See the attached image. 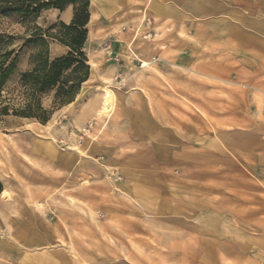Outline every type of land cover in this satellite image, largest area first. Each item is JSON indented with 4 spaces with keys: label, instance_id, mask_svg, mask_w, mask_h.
Returning a JSON list of instances; mask_svg holds the SVG:
<instances>
[{
    "label": "rangeland",
    "instance_id": "rangeland-1",
    "mask_svg": "<svg viewBox=\"0 0 264 264\" xmlns=\"http://www.w3.org/2000/svg\"><path fill=\"white\" fill-rule=\"evenodd\" d=\"M161 1L141 31L133 0L89 23L90 78L72 108L42 94L45 124L20 81L74 6L0 14V264H264V0ZM98 87L115 113L81 124Z\"/></svg>",
    "mask_w": 264,
    "mask_h": 264
},
{
    "label": "trees",
    "instance_id": "trees-1",
    "mask_svg": "<svg viewBox=\"0 0 264 264\" xmlns=\"http://www.w3.org/2000/svg\"><path fill=\"white\" fill-rule=\"evenodd\" d=\"M74 6V16L70 24L61 22L47 29L36 26L31 40H36L43 47L32 60V68L22 75L20 86L27 96L26 105L15 110L14 115L22 118L36 119L47 123L52 111L42 106L41 96L52 90L56 91L54 105L71 104L79 95L82 86L90 78L89 59L84 51L88 39L90 23V0H0V14H20L24 19L35 20L45 10L57 9L60 12L68 6ZM58 27V31L55 29ZM35 38V39H34ZM51 39L67 47L69 52L61 57L50 59L48 40ZM13 52L6 54L0 66V96L16 64L12 62L5 67L6 59ZM9 105L2 110L8 115ZM1 192V189H0Z\"/></svg>",
    "mask_w": 264,
    "mask_h": 264
},
{
    "label": "crops",
    "instance_id": "crops-1",
    "mask_svg": "<svg viewBox=\"0 0 264 264\" xmlns=\"http://www.w3.org/2000/svg\"><path fill=\"white\" fill-rule=\"evenodd\" d=\"M90 1H91V7H92L91 16L94 13L98 15L97 18L93 22L98 20L101 15H106L107 17L111 16V14H113L114 11H115V9H114L115 6L114 5H116L118 3L120 4L122 2H124V3L127 2V0H119L118 2L114 1V0H90ZM131 6L132 7H130V8L132 10V13H134L132 15L136 18L135 22L138 23L137 24V30L139 28V31H141L142 28L147 25L146 22L149 20V17L151 16V14L154 16L155 20L158 21L159 20L158 18L160 16L159 15H155V14H158L163 9L161 0H133ZM93 11H95V12H93ZM71 17L72 16H71L70 12L66 11V18L63 19L64 23H68L71 20ZM93 22H91V23H93ZM230 33H232L234 36H238V32H237L235 27H232L230 29ZM137 36H138V34H136V37ZM129 49H131V47ZM131 50H130V52L133 51V50L132 51ZM132 54L136 55L135 52H132ZM137 57H139V56H137ZM140 61L147 62V59H143V60H140ZM94 108L95 107H93L92 109L91 108L88 109V111L85 114L84 118H80V123L81 124H84L85 121L89 120V118H92L94 116V112H93ZM49 153H51V151ZM78 159L79 160L77 162V165L79 166L82 163L83 160L80 157H78ZM67 161H68V159L64 158V162L70 164V162L69 161L67 162ZM5 198H7V190L3 189V191L0 193V199L5 201Z\"/></svg>",
    "mask_w": 264,
    "mask_h": 264
},
{
    "label": "bare ground",
    "instance_id": "bare-ground-1",
    "mask_svg": "<svg viewBox=\"0 0 264 264\" xmlns=\"http://www.w3.org/2000/svg\"><path fill=\"white\" fill-rule=\"evenodd\" d=\"M93 12H95V11H93ZM97 16L98 15L94 13L91 16L90 23L93 22L97 18ZM145 50H147V49H145ZM89 63H90V65H92L91 62H89ZM145 64L148 65L147 62H145ZM97 90L100 91V100L97 101V103L94 105L95 108H94L93 112H94V117L97 119V121L101 122L105 118H111L113 116V114L115 113V110L117 108V101L118 100H117V96H116L115 92L112 89H110L109 87H105L104 91H101L102 90L101 87H98ZM80 95H78V98L80 97ZM74 105H75V102L69 104L68 108H72ZM40 126L43 128H47L46 126H42V125H40ZM77 150L80 151L79 148H77ZM82 154H85V153L82 152Z\"/></svg>",
    "mask_w": 264,
    "mask_h": 264
}]
</instances>
